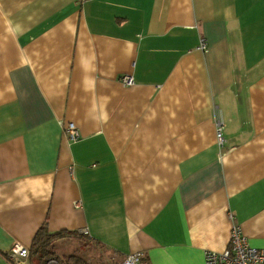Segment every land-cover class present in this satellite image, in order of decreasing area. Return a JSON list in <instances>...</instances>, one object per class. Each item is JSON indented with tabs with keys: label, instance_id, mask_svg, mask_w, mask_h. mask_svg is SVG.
I'll return each mask as SVG.
<instances>
[{
	"label": "crops",
	"instance_id": "0c3cea01",
	"mask_svg": "<svg viewBox=\"0 0 264 264\" xmlns=\"http://www.w3.org/2000/svg\"><path fill=\"white\" fill-rule=\"evenodd\" d=\"M43 227L96 264L264 250V0H0V264Z\"/></svg>",
	"mask_w": 264,
	"mask_h": 264
},
{
	"label": "built area",
	"instance_id": "2783aa9c",
	"mask_svg": "<svg viewBox=\"0 0 264 264\" xmlns=\"http://www.w3.org/2000/svg\"><path fill=\"white\" fill-rule=\"evenodd\" d=\"M200 49H205L204 40L199 43ZM123 85H131L134 80L131 75H124L120 79ZM214 138L219 149L225 147L224 121L219 111L213 112ZM65 134L71 141L79 138L77 126L69 122L63 127ZM30 249L20 243H15L9 251L8 257L14 264H29ZM141 252L127 254L124 259L117 264H144ZM47 264H60L55 258L50 259ZM205 264H264V250L249 246L247 239L242 235L237 227H234L229 245L220 252L209 251L205 256Z\"/></svg>",
	"mask_w": 264,
	"mask_h": 264
},
{
	"label": "trees",
	"instance_id": "16d2710c",
	"mask_svg": "<svg viewBox=\"0 0 264 264\" xmlns=\"http://www.w3.org/2000/svg\"><path fill=\"white\" fill-rule=\"evenodd\" d=\"M29 249V264H47L52 258L57 259L60 264H91L78 255L58 256L52 243V234L44 227L37 231Z\"/></svg>",
	"mask_w": 264,
	"mask_h": 264
},
{
	"label": "rangeland",
	"instance_id": "374dc122",
	"mask_svg": "<svg viewBox=\"0 0 264 264\" xmlns=\"http://www.w3.org/2000/svg\"><path fill=\"white\" fill-rule=\"evenodd\" d=\"M92 251H94V253H96V255H97V253H99V251H101V250L97 249L95 246H92V245L89 248L82 246L81 249L78 247V249L76 251L77 252L76 255L82 257L83 259H87L89 262H91V264H94L91 261V260H93V255H92L93 252Z\"/></svg>",
	"mask_w": 264,
	"mask_h": 264
}]
</instances>
